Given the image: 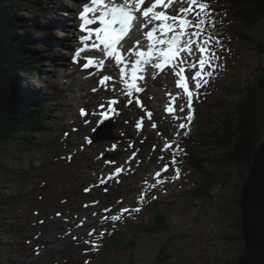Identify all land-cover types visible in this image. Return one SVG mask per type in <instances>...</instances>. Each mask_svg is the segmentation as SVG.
<instances>
[{
	"label": "rangeland",
	"instance_id": "1",
	"mask_svg": "<svg viewBox=\"0 0 264 264\" xmlns=\"http://www.w3.org/2000/svg\"><path fill=\"white\" fill-rule=\"evenodd\" d=\"M81 2L86 3L90 0H82ZM207 2L210 8L215 11L214 18L219 22L217 29L223 50L218 49V52L223 59L217 63L222 67L217 69L215 78L211 79L209 84L200 90L199 97L194 99V119L191 125L185 129L188 131L186 136L176 135L177 132L185 131L179 129L178 125L186 121L185 113H179L175 110L177 105L185 104L186 100L182 90L176 87L177 77L175 75L168 72L167 75L158 74L155 79L148 76L146 91L136 93L133 97L121 95L119 90L114 92L112 80L103 85L99 83L105 74L119 79V68L122 66L117 65L114 60H109L102 69L94 65L90 69L82 70V65L90 57L89 53H82L83 55L79 58L81 63H73L75 52L84 47L80 43V37L84 33L79 31L81 21L78 18L82 6H77L76 11L73 9L76 6H72L70 0H65L62 5L66 8L71 6L70 11H67L68 13L65 11H63L64 13H57L52 9L50 10L51 13L47 19L57 22L60 20V25L61 20H63L62 25L66 24V26L58 28V30L45 29V33L49 34L50 31H53L52 38H59L65 41L67 45L63 48H55V67L53 68L48 62H45L41 79L32 81L30 85L39 89L43 88L46 91L49 88L59 89L61 92L58 98H63L62 102H59L60 99L57 98L58 101L54 105L56 111H52L47 119V122H50L51 126L54 127L53 133L56 132V129L62 130L63 133L66 129L71 130L72 127L68 125L74 119H76L75 123L80 122L82 126L79 125L73 134L70 132L65 136L68 143L63 142L65 145L63 144L64 146L59 150L46 155L30 153L29 156H26L28 160L33 161L36 170H39L41 165L48 164L49 167L45 170H49L50 175L40 176L39 179L42 182L35 181L39 174L37 172L27 189L29 182L23 183L19 179L13 178L12 182L5 183L4 192H21L24 199L23 206H17L19 209L16 207L18 210L15 219L18 231L5 234L0 238V241L12 244L13 247L16 246V250L19 249L16 251L17 253H14L13 247L9 248L13 251V259H17L23 264H40L44 258L49 259L47 264H72L75 261L66 259L67 255L69 253L72 255L83 247L80 244L83 242L84 236L97 226L111 223V221H102L101 218L105 215L103 209L111 208L112 211L107 213V216L111 217L113 214L120 215L121 209L141 207L140 218L146 221V218L153 217L150 213L151 208L149 209L148 206L151 191L162 179L167 178L165 175L171 176L172 181L170 183L173 185L175 183L184 185L191 178L197 177L196 173L184 164L186 155L192 153L189 150L192 143L189 142L188 136L195 138L202 136L206 140H210L209 135L221 123L212 110L220 108L218 106L225 99V91L232 89L234 85L244 86L257 70L264 66V54H261L260 50L263 48L261 43H264V21L257 27L250 29L226 1L207 0ZM178 4L179 2L174 3L168 11H178L180 9ZM139 35L144 38V43L147 44L148 41L143 32L138 33L134 39H137ZM245 36L249 39H246ZM125 58L129 59V56ZM124 64L129 67L134 63L127 61ZM126 71L129 73L127 78L130 79L131 67ZM148 71L154 70L149 68ZM84 81L87 82L82 85ZM123 87L124 85L121 83L120 88ZM69 88L72 90L69 91ZM93 88L97 90L94 92ZM119 95L124 97L125 103L110 109L106 107L107 105L102 106L107 100ZM128 100L134 102L127 104ZM136 101H142L143 107ZM93 106L94 108H90ZM103 107L107 109H103ZM169 108L174 111L169 113ZM81 109H84L88 114L82 116ZM148 111H151L160 121L149 119ZM102 113H107L108 118L105 119L101 115ZM110 119L114 121V129L119 138L113 141L93 142L90 137L95 128L98 127V122ZM153 123L158 126L159 131L152 128ZM48 132L46 131V133ZM54 136L63 137L64 134L59 135L58 132ZM84 137L88 139L84 141ZM166 140H170L173 147L161 153L159 150L164 146ZM194 150L198 151L199 148ZM199 151V157L202 158H213L220 153V150L214 146L201 148ZM173 153L179 161L175 166L181 170L179 178H175L173 167L169 168L168 173H162V178H157L155 173L173 158ZM133 154L138 159H134ZM161 154L166 157L164 161L159 159ZM54 160H57L56 164L51 163ZM7 163L5 162V165ZM205 167L210 171H217L218 168L211 162H207ZM117 168L122 169L118 178L115 171ZM226 172L229 174V171ZM110 176L113 179H110ZM117 179L118 182H116ZM0 181H2L1 175ZM3 181L5 182V180ZM101 181L105 183L102 184ZM1 184L2 182H0ZM41 186H46L47 190L42 189ZM105 188L107 191L104 190ZM162 188L161 185L159 189ZM233 188L234 185L216 188L217 194H222V197L225 196V199L222 198L225 203L224 210L233 205L234 193L237 195L239 192L238 189L234 191ZM85 189H90V191H85ZM44 191H50L52 195H57L49 203L42 202L45 204L44 206L34 208L33 204L35 203L29 200L30 195H36L38 198ZM29 192L30 194H28ZM144 192L148 194L146 197H142ZM173 196L171 193L160 200L164 207L170 206L169 212L172 210V204H168L167 201L170 199L168 197ZM175 196L177 198L179 195ZM141 200L143 202L138 203ZM94 201L99 202L93 204ZM117 201H123V203H117ZM189 202V200L186 201L187 206H190ZM221 202L223 201L221 200ZM85 205L88 206L85 207ZM234 208L232 214L239 207L237 205ZM46 210L47 215L45 217L38 216L39 211L46 212ZM48 213H50L49 216ZM58 213L60 215H57ZM93 213H97V215L94 216ZM192 213L191 207L188 210H182L181 214L174 210L175 216L180 215L181 220L179 222L173 220V224L177 226L173 228L185 230L186 233H184L183 238L180 237L176 240L179 256L173 258L171 264H227V260L235 258L239 245H233L220 237L223 236L224 231L228 230L229 226L228 223L220 219L223 214L219 211V207L209 208L207 212L202 214L193 215ZM198 217H203V219L197 222L196 218ZM168 234L169 232L160 237L153 236L149 240L142 236L141 240L144 243L151 241L153 244L157 242V247H160L168 240ZM73 237H77V239L74 240ZM138 253L142 254V250H138ZM217 254H220V258H216ZM229 256L231 257L229 258ZM239 257L240 254L236 259ZM118 258L110 256V263L116 264ZM96 260L99 261L100 257ZM146 261L147 264H152L151 260L146 259Z\"/></svg>",
	"mask_w": 264,
	"mask_h": 264
},
{
	"label": "trees",
	"instance_id": "2",
	"mask_svg": "<svg viewBox=\"0 0 264 264\" xmlns=\"http://www.w3.org/2000/svg\"><path fill=\"white\" fill-rule=\"evenodd\" d=\"M228 1L248 28H255L264 21V0ZM39 2L41 0H0V237L18 231L15 215L19 209L17 206H23L24 202L20 192H4L3 184L12 182L13 178L20 179L23 183L30 182L32 174L35 173L26 156H29L30 152L49 153L51 149L56 148V139H44L45 135L42 133L48 108L25 96L21 89L22 81L38 75L40 59L37 56L41 54H34L30 46L33 45L30 39L35 38H31L28 33L23 35L21 30L24 28L23 21L28 19L29 14H34L31 12L34 5L31 4ZM23 11L28 14H23ZM36 11L40 13L41 10ZM261 46L263 48L260 50L264 53V43H261ZM262 71L264 72V67L261 68ZM220 105L222 108L216 112V118L220 119L221 125L218 124L213 129L209 135L211 139L190 138L189 142L192 144L188 142L192 153L186 155L185 163L196 171L197 177L192 180V185L185 191L184 196L172 198L169 203L172 204V210L169 212V208L162 205L161 192L151 191L150 198L156 197L150 200L153 218L150 216L149 221L138 227L132 225L135 223L132 217L111 223L102 228L104 233L100 232L101 234L92 238L93 242L99 245L98 251L91 248L90 244L86 249H83L82 245L76 253H69L66 259L74 260L72 264H85L86 261H90V264H111L110 256H114L119 257L116 264H147L146 259L151 260L152 264H171V260L179 256L176 240L183 238L186 233L185 230L173 228L177 226L172 221L181 220L180 215L175 216L174 210L181 214L182 210L191 207L194 215L207 212L209 208L219 207L223 214L220 219L229 226L220 237L233 245H239L236 257L231 259L229 256L227 264H237L238 254L241 256L245 251L237 212L232 214L234 206L240 201L239 192L237 195L234 193L233 205L224 210L225 196L217 194L216 188L234 185V191L240 190L252 165L253 153L264 141V74L244 88L234 87L228 91ZM209 146L219 149L220 153L213 158L199 157V150ZM194 147L199 150L195 151ZM5 162L8 163L5 165ZM207 162L218 167L217 171L206 168ZM45 167L46 165L41 169ZM226 171H229V174ZM40 174L39 176L49 175L46 170ZM41 188L47 190L46 186ZM54 195L50 191H44L38 198L36 195H30L29 200L35 203L33 207L37 208L45 205L42 202L49 203L54 200ZM187 200L190 201V206L186 205ZM38 213V216L45 217L47 210ZM202 219L203 217H198L196 221ZM168 232V240L163 246L157 247V242H147L145 252L138 255V250H142L141 245L144 244L138 238L139 235L160 237ZM9 247V244L0 241V264H23L11 257L13 252L9 251ZM98 257L99 261L96 260ZM216 258H220V254H217ZM47 263L49 261L44 264Z\"/></svg>",
	"mask_w": 264,
	"mask_h": 264
},
{
	"label": "snow or ice",
	"instance_id": "3",
	"mask_svg": "<svg viewBox=\"0 0 264 264\" xmlns=\"http://www.w3.org/2000/svg\"><path fill=\"white\" fill-rule=\"evenodd\" d=\"M177 2L186 3L187 7L169 12L168 9ZM158 8L160 10H157ZM214 17L215 11L210 8L207 0H148L147 3L146 0H90V3L82 4V11L79 13L78 18L81 21L79 31L84 33L80 37V43L84 47L75 52L73 63H78L81 54L87 53L89 48H92L103 55L97 57L93 54L88 57L87 62L82 65V70H87L94 65L102 69L109 60H114L117 65H124L119 68L118 80L116 77L105 74L99 83L103 85L112 80L114 82L112 90L114 92L119 90L121 95L128 97L146 91L148 76L155 79L160 73L167 75L168 72H171L177 77L176 87L182 90L186 100L185 104L177 105L175 110L185 113L186 122L178 125L179 129L185 130L194 119V99L199 97L200 90L215 78L217 69L222 67L217 61L223 59L218 52V49L223 50V44L217 29L219 22ZM138 32H143L148 41L146 49L141 48L140 40H135L133 46L126 49L127 40ZM89 42H91L90 45ZM133 53L137 59L131 66L129 79L127 78L129 73L126 71L128 66L124 64V57L126 54ZM149 67L154 71L149 72ZM138 73L141 75L138 76ZM121 83L124 85L123 88H120ZM96 90L93 88L94 92ZM133 102V100H128L126 103ZM136 102L143 107L142 101ZM111 104H117V100H111ZM173 111L172 108L168 109L169 113ZM87 114L84 109H81L82 116ZM101 115L105 119L108 118L107 113ZM153 115L151 111L147 112L149 119H152ZM99 123H103V121L98 122V125ZM151 126L158 130L155 123ZM176 135L186 136L188 131L177 132ZM172 147V142L166 140L159 151L163 153ZM133 158L138 159L135 154H133ZM159 159L164 161L166 157L161 154ZM178 163L179 161L173 153V158L168 160L162 169L155 173V176L162 178V173H168L169 168L173 167L175 178L178 179L181 174L180 168L175 167ZM121 170V168L115 170L117 178ZM109 178L113 179L111 176ZM101 183L105 182L101 181ZM104 190L107 191L106 188ZM85 191H90V189H85ZM147 195V192L142 193V197ZM151 198L156 197L152 196ZM142 202L143 200L138 203ZM117 203H123V201H117ZM87 206L85 205V207ZM102 211L105 213L101 218L103 222L115 223L121 220L125 214L139 213L142 208H124L120 210V215L113 214L111 217L107 216V213L112 211L111 208H105ZM93 215L95 216L97 213H93ZM79 226L82 227V225ZM92 235L93 232H89V237ZM73 239L76 240L77 237H73ZM85 243L90 244L91 248L99 250V245L91 239H86ZM85 264H90V261H86Z\"/></svg>",
	"mask_w": 264,
	"mask_h": 264
},
{
	"label": "water",
	"instance_id": "4",
	"mask_svg": "<svg viewBox=\"0 0 264 264\" xmlns=\"http://www.w3.org/2000/svg\"><path fill=\"white\" fill-rule=\"evenodd\" d=\"M91 138L93 142L117 139L112 121L103 123ZM239 200L236 214L245 251L237 264H264V141L253 153L248 176L239 190Z\"/></svg>",
	"mask_w": 264,
	"mask_h": 264
},
{
	"label": "bare ground",
	"instance_id": "5",
	"mask_svg": "<svg viewBox=\"0 0 264 264\" xmlns=\"http://www.w3.org/2000/svg\"><path fill=\"white\" fill-rule=\"evenodd\" d=\"M148 2V0H146V3ZM178 7L179 8H182V7H187V4L186 3H179L178 4ZM62 9V11H65V12H67V9H65V7H63V8H61ZM157 10H160L159 8L157 9ZM62 27H64V26H62ZM145 31H147V30H145ZM139 33V32H138ZM138 33H136L134 36H132L131 37V39H128L127 40V43H125V48L127 49V48H130V47H132L133 46V42L135 41L134 40V37L138 34ZM144 38L141 36V35H139L138 36V38L136 39V40H140L142 43H141V48H144V49H146V46H147V44H145L144 43V40H143ZM132 40H133V42H132ZM122 43H124L123 41H122ZM64 45L66 44L65 42L63 43ZM97 53L98 54H102V53H100L98 50H97ZM126 57L127 56H129V59L131 58V60H129V59H127V61H128V63L131 61V63H135V61H136V59H137V57H136V55L133 53V54H131V55H125ZM60 60H62V59H60ZM126 61V62H127ZM127 65V64H126ZM121 66H124V65H121ZM130 67V66H129ZM129 67H127V69L129 68ZM75 75V74H74ZM70 77H72V76H70ZM73 78V77H72ZM84 78V77H83ZM82 78V79H83ZM87 81H84V82H82V85H84V83H86ZM70 90L69 91H71L72 89L71 88H69ZM18 97V96H17ZM71 120V119H70ZM65 125V124H64ZM67 125V124H66ZM65 127V126H64ZM70 128V127H69ZM73 134V133H72ZM55 189V188H54ZM19 250V249H18Z\"/></svg>",
	"mask_w": 264,
	"mask_h": 264
}]
</instances>
